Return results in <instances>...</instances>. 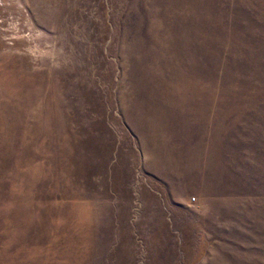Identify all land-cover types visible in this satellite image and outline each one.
<instances>
[{
	"label": "rangeland",
	"instance_id": "obj_1",
	"mask_svg": "<svg viewBox=\"0 0 264 264\" xmlns=\"http://www.w3.org/2000/svg\"><path fill=\"white\" fill-rule=\"evenodd\" d=\"M0 264H264V0H0Z\"/></svg>",
	"mask_w": 264,
	"mask_h": 264
}]
</instances>
